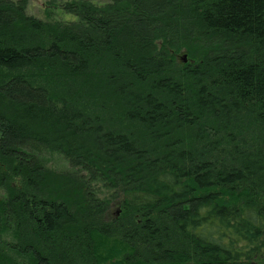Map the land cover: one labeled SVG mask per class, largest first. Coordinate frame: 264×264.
<instances>
[{
    "label": "trees",
    "instance_id": "16d2710c",
    "mask_svg": "<svg viewBox=\"0 0 264 264\" xmlns=\"http://www.w3.org/2000/svg\"><path fill=\"white\" fill-rule=\"evenodd\" d=\"M29 1L0 0V264H264V0Z\"/></svg>",
    "mask_w": 264,
    "mask_h": 264
},
{
    "label": "rangeland",
    "instance_id": "374dc122",
    "mask_svg": "<svg viewBox=\"0 0 264 264\" xmlns=\"http://www.w3.org/2000/svg\"><path fill=\"white\" fill-rule=\"evenodd\" d=\"M72 0H30L27 10L30 14L37 18H41L43 20H53V19H63L67 21L76 20V17L72 14L67 13L61 5L65 2ZM93 3L104 4L108 0H89ZM176 60L181 64H186L189 61L188 55L186 51H181L180 53L175 55ZM50 165L56 167L59 170H68L69 165L67 163L56 156V160L52 161ZM3 192H0V198L2 197ZM121 208L114 204L109 207L107 214L110 218L117 217L120 215Z\"/></svg>",
    "mask_w": 264,
    "mask_h": 264
}]
</instances>
